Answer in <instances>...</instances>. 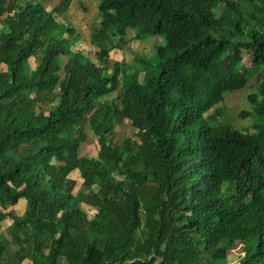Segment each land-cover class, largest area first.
Wrapping results in <instances>:
<instances>
[{"label":"trees","instance_id":"1","mask_svg":"<svg viewBox=\"0 0 264 264\" xmlns=\"http://www.w3.org/2000/svg\"><path fill=\"white\" fill-rule=\"evenodd\" d=\"M213 1L100 0L96 65L41 3L0 0V264H227L239 248L237 264H264V197L232 191L264 189V126L209 120L257 74L264 121V0ZM127 32L162 41L141 80L110 62Z\"/></svg>","mask_w":264,"mask_h":264},{"label":"rangeland","instance_id":"2","mask_svg":"<svg viewBox=\"0 0 264 264\" xmlns=\"http://www.w3.org/2000/svg\"><path fill=\"white\" fill-rule=\"evenodd\" d=\"M38 1L43 5V7L50 13H53V17L57 24L64 27H70L75 32V40L72 42V50L76 53H81L82 55L91 58L92 62L99 65L100 62L95 57L97 52L91 43L92 34L97 30L98 21L100 19L99 4L100 0H34ZM211 7L218 9L219 0H214L211 3ZM246 7V6H245ZM213 13H217L216 9L212 10ZM132 32H127L126 41L121 44L118 48L111 51L109 57L111 65L117 63L120 68L121 76H131L137 75L139 80L142 79L144 71V63L150 62L153 58L155 49L161 45L162 41L160 39H146L145 41L138 43L130 42L132 38ZM116 41V40H115ZM244 63L242 64L245 68H252L253 59L250 60L246 58L244 54ZM41 55L36 56L31 59V69H34L36 65L40 63ZM65 62V60H63ZM6 70L3 66H0V71ZM259 83V76L256 74L250 81L249 85L242 91L227 93L225 95V101L222 105L215 107L209 115V120L212 125L215 126H229L231 129L244 133L246 135H255V129L257 127L264 126V121L258 118L254 114V107L249 103V95L257 91V86ZM115 95L109 96L106 99L111 100ZM243 112L246 114H251L250 117L244 119L242 118ZM89 141L87 144L83 145L81 155H86L90 157H97L99 153L98 141L95 137L88 131ZM134 136V132L128 123H124L120 127L115 128V143H120L124 139L131 138ZM70 178L77 181V187L75 192H77L82 186L84 180L81 177L79 170L73 172ZM226 191H231L228 189L227 185L224 187ZM223 188V189H224ZM229 188H234L229 186ZM239 194L244 201L258 200L264 197V189L258 190L253 194L240 193L239 190H232ZM252 198V199H251ZM94 214L95 210H91ZM13 247V246H12ZM11 247V253L16 252V248ZM240 249V248H239ZM235 250L229 256L227 264H237L242 255H240V250Z\"/></svg>","mask_w":264,"mask_h":264},{"label":"crops","instance_id":"3","mask_svg":"<svg viewBox=\"0 0 264 264\" xmlns=\"http://www.w3.org/2000/svg\"><path fill=\"white\" fill-rule=\"evenodd\" d=\"M27 208V202L26 200H22L16 207L11 208L10 210H16V214L19 217H22L25 214ZM11 227L10 221H5L3 224L0 225V237L4 236L7 230ZM14 248V247H12ZM24 264H31V262H26Z\"/></svg>","mask_w":264,"mask_h":264}]
</instances>
